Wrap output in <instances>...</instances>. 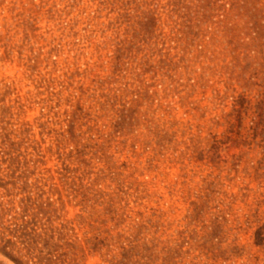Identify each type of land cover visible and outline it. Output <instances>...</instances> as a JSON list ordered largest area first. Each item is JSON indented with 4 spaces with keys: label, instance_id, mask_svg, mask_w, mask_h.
<instances>
[{
    "label": "rangeland",
    "instance_id": "rangeland-1",
    "mask_svg": "<svg viewBox=\"0 0 264 264\" xmlns=\"http://www.w3.org/2000/svg\"><path fill=\"white\" fill-rule=\"evenodd\" d=\"M0 264H264V0H0Z\"/></svg>",
    "mask_w": 264,
    "mask_h": 264
}]
</instances>
